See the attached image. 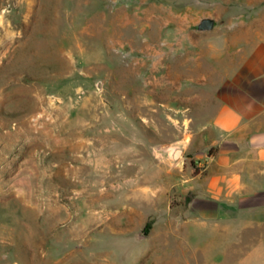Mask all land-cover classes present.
I'll list each match as a JSON object with an SVG mask.
<instances>
[{
	"label": "rangeland",
	"instance_id": "rangeland-1",
	"mask_svg": "<svg viewBox=\"0 0 264 264\" xmlns=\"http://www.w3.org/2000/svg\"><path fill=\"white\" fill-rule=\"evenodd\" d=\"M261 45L264 0H0V264H202L121 147L206 124Z\"/></svg>",
	"mask_w": 264,
	"mask_h": 264
},
{
	"label": "crops",
	"instance_id": "crops-1",
	"mask_svg": "<svg viewBox=\"0 0 264 264\" xmlns=\"http://www.w3.org/2000/svg\"><path fill=\"white\" fill-rule=\"evenodd\" d=\"M209 92L215 108L206 124L168 138L153 127L134 145L123 142L120 163L136 171L128 178L136 197L173 193L184 201L189 242L200 241L202 221V264H264V45ZM173 146L181 148L176 159Z\"/></svg>",
	"mask_w": 264,
	"mask_h": 264
},
{
	"label": "water",
	"instance_id": "water-1",
	"mask_svg": "<svg viewBox=\"0 0 264 264\" xmlns=\"http://www.w3.org/2000/svg\"><path fill=\"white\" fill-rule=\"evenodd\" d=\"M215 19L211 16H202L199 19V22L196 25V29L198 31H211L214 28ZM172 158L176 159L178 155L181 153V148L179 146H173L172 150Z\"/></svg>",
	"mask_w": 264,
	"mask_h": 264
}]
</instances>
